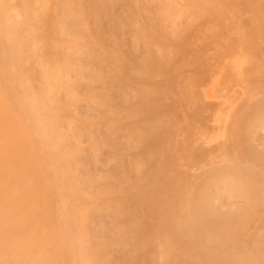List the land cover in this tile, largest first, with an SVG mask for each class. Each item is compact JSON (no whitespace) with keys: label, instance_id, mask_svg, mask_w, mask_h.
<instances>
[{"label":"bare ground","instance_id":"1","mask_svg":"<svg viewBox=\"0 0 264 264\" xmlns=\"http://www.w3.org/2000/svg\"><path fill=\"white\" fill-rule=\"evenodd\" d=\"M0 264H264V0H0Z\"/></svg>","mask_w":264,"mask_h":264},{"label":"rangeland","instance_id":"2","mask_svg":"<svg viewBox=\"0 0 264 264\" xmlns=\"http://www.w3.org/2000/svg\"><path fill=\"white\" fill-rule=\"evenodd\" d=\"M234 60H236V64L237 65H240L241 64V61L240 60H237V58H235Z\"/></svg>","mask_w":264,"mask_h":264}]
</instances>
